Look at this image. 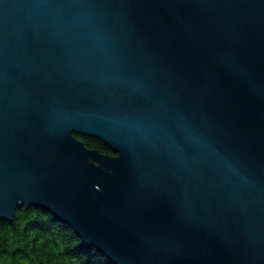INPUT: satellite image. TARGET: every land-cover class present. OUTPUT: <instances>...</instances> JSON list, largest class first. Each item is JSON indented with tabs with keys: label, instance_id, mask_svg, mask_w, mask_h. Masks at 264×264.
<instances>
[{
	"label": "water",
	"instance_id": "water-1",
	"mask_svg": "<svg viewBox=\"0 0 264 264\" xmlns=\"http://www.w3.org/2000/svg\"><path fill=\"white\" fill-rule=\"evenodd\" d=\"M20 207L111 264H264V0H0Z\"/></svg>",
	"mask_w": 264,
	"mask_h": 264
},
{
	"label": "trees",
	"instance_id": "trees-1",
	"mask_svg": "<svg viewBox=\"0 0 264 264\" xmlns=\"http://www.w3.org/2000/svg\"><path fill=\"white\" fill-rule=\"evenodd\" d=\"M82 139L90 149L112 155L97 140ZM0 264H111L87 248L73 229L39 208L20 207L12 222L0 223Z\"/></svg>",
	"mask_w": 264,
	"mask_h": 264
}]
</instances>
